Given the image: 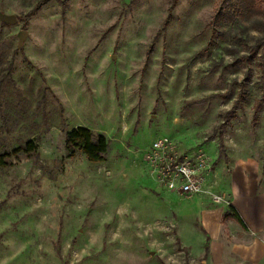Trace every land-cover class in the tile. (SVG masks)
<instances>
[{
  "label": "rangeland",
  "instance_id": "1",
  "mask_svg": "<svg viewBox=\"0 0 264 264\" xmlns=\"http://www.w3.org/2000/svg\"><path fill=\"white\" fill-rule=\"evenodd\" d=\"M173 1L0 0L18 17L0 20V264H201L174 204L205 188L177 198L156 180L145 152L159 136L201 175L223 158L264 175V76L242 58L259 31L213 37L220 0ZM76 126L107 137L105 160L67 156ZM28 141L36 153H15Z\"/></svg>",
  "mask_w": 264,
  "mask_h": 264
},
{
  "label": "crops",
  "instance_id": "2",
  "mask_svg": "<svg viewBox=\"0 0 264 264\" xmlns=\"http://www.w3.org/2000/svg\"><path fill=\"white\" fill-rule=\"evenodd\" d=\"M225 163L223 158L203 175L205 193L194 196L185 209L179 192L168 189L179 198L174 217L180 228L197 235L198 255L191 257L201 264H264V175L248 158L234 160L228 170ZM217 194L226 203H215Z\"/></svg>",
  "mask_w": 264,
  "mask_h": 264
},
{
  "label": "trees",
  "instance_id": "3",
  "mask_svg": "<svg viewBox=\"0 0 264 264\" xmlns=\"http://www.w3.org/2000/svg\"><path fill=\"white\" fill-rule=\"evenodd\" d=\"M174 2L175 0L173 4ZM41 4L42 2H39L34 10L40 8ZM247 23L254 24L255 28L259 31V36L255 39L254 43L246 46L248 54L243 55L242 58L244 62H249L250 56L256 57L257 66L264 76V0H220L219 8L214 13L212 19V34L213 37L226 39L228 36L227 27ZM4 77L6 78L8 75H3L0 78V84H2ZM242 99H244L243 95H239L238 101ZM232 110L226 112L225 118L228 119L231 116ZM220 140L219 136V154L222 153L223 148ZM64 147L67 156H74L77 152H82L89 161L101 162L105 160L109 141L102 133H95L85 126H76L65 132ZM37 148V145L33 141H28L20 149L14 151L15 153L23 152L29 155L34 152L36 153ZM8 156H10L8 152L0 153V165L5 162V157ZM238 220H240L239 217Z\"/></svg>",
  "mask_w": 264,
  "mask_h": 264
},
{
  "label": "built area",
  "instance_id": "4",
  "mask_svg": "<svg viewBox=\"0 0 264 264\" xmlns=\"http://www.w3.org/2000/svg\"><path fill=\"white\" fill-rule=\"evenodd\" d=\"M145 160L156 180L167 189L183 195L201 191L204 176L200 174L198 162L188 157L169 137L155 138L145 152Z\"/></svg>",
  "mask_w": 264,
  "mask_h": 264
},
{
  "label": "water",
  "instance_id": "5",
  "mask_svg": "<svg viewBox=\"0 0 264 264\" xmlns=\"http://www.w3.org/2000/svg\"><path fill=\"white\" fill-rule=\"evenodd\" d=\"M0 20L8 24L18 23V17L15 14H7L0 12ZM28 31L26 29H20L17 33L18 43L22 45L23 41L26 39Z\"/></svg>",
  "mask_w": 264,
  "mask_h": 264
}]
</instances>
